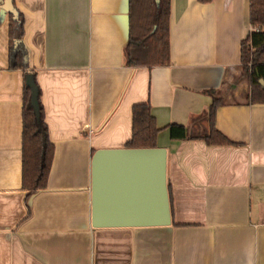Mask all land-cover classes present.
Instances as JSON below:
<instances>
[{
  "label": "crops",
  "instance_id": "1",
  "mask_svg": "<svg viewBox=\"0 0 264 264\" xmlns=\"http://www.w3.org/2000/svg\"><path fill=\"white\" fill-rule=\"evenodd\" d=\"M14 2L55 152L47 187L27 200L25 73L9 66L0 4V264H264V103L248 101L247 78L236 81L250 0H171V64L152 68L126 64L129 0ZM225 86L247 95L216 113L233 144L172 138L170 124L191 125L212 103L207 90ZM144 101L167 149L172 223L96 228L93 154L126 147Z\"/></svg>",
  "mask_w": 264,
  "mask_h": 264
},
{
  "label": "trees",
  "instance_id": "2",
  "mask_svg": "<svg viewBox=\"0 0 264 264\" xmlns=\"http://www.w3.org/2000/svg\"><path fill=\"white\" fill-rule=\"evenodd\" d=\"M7 9L9 16L10 60L9 66L22 69L25 73L23 89V174L22 189L27 191L28 200L33 194L48 185V178L54 158L55 147L50 139L49 128L45 121L42 88L37 74L29 63V52L23 43L25 16L16 7ZM202 3L214 0H199ZM3 0H0L2 5ZM130 33L125 46L126 64L130 67L171 64L170 20L171 0H129ZM250 23L252 30L242 41L241 71L250 84L248 101L264 103V0H250ZM34 75L38 87V109L33 103V88L27 82V74ZM212 97L210 107L192 119V124H170L174 139H202L208 144H233L216 127V113L224 104L219 90L209 89ZM201 119L205 124L194 121ZM160 128L152 112L150 101L135 103L132 107V135L126 147H157ZM170 194V192H169ZM170 203L172 197L170 194ZM28 206L27 217L31 213Z\"/></svg>",
  "mask_w": 264,
  "mask_h": 264
},
{
  "label": "water",
  "instance_id": "3",
  "mask_svg": "<svg viewBox=\"0 0 264 264\" xmlns=\"http://www.w3.org/2000/svg\"><path fill=\"white\" fill-rule=\"evenodd\" d=\"M1 6L6 14L13 1L3 0ZM27 82L33 88V103L38 109V87L32 73L27 74ZM171 223L166 148L119 147L94 152V227L165 226Z\"/></svg>",
  "mask_w": 264,
  "mask_h": 264
},
{
  "label": "rangeland",
  "instance_id": "4",
  "mask_svg": "<svg viewBox=\"0 0 264 264\" xmlns=\"http://www.w3.org/2000/svg\"><path fill=\"white\" fill-rule=\"evenodd\" d=\"M241 79V81L242 80H245L246 79V76L245 75H243V74H241L239 77H237L236 78V81H239ZM225 89L223 90V91H219V93H220V95H222L223 96V99H224V101H232V100H239V98H241V100H245V99H247V95H245L244 93L243 94H241V96H235L234 95V93H233V91L231 92L230 91V87H228V86H225L224 87ZM245 88V87H244ZM227 91H229V94H227L226 92ZM232 93V94H231Z\"/></svg>",
  "mask_w": 264,
  "mask_h": 264
}]
</instances>
